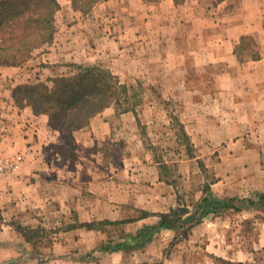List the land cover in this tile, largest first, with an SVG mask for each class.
<instances>
[{
	"label": "crops",
	"instance_id": "0c3cea01",
	"mask_svg": "<svg viewBox=\"0 0 264 264\" xmlns=\"http://www.w3.org/2000/svg\"><path fill=\"white\" fill-rule=\"evenodd\" d=\"M131 1L133 11L129 13L136 19L124 27L119 26L120 37L131 32L139 41L145 30L150 31L148 42H155L157 46L150 55H158L157 60L163 61L171 71H163L164 75L173 76L181 71L179 90L187 97L190 95V100L185 102V113L179 121L197 153L193 160L212 153L209 165L215 180L211 190L219 197H233L246 196L252 189H264V0ZM13 69L0 66V73H11ZM191 77L210 78L211 86L202 87L199 80L191 85ZM1 106L4 128L0 130V153L23 155L19 177L15 181L5 179L2 187L4 193L0 202L4 208L1 214L9 228L12 229L10 220L15 217L7 213L15 204L25 207L27 215L29 206L46 212L53 210L59 218L57 221L64 222H71V206H76L79 222L125 221L119 224L121 230L132 234L146 224L156 223L159 213L181 206L174 200L176 192L172 181L164 174L170 161L121 145L125 148L123 153H74L64 164L49 163L40 149L43 134L47 132L46 121L40 120L26 106L18 107L10 100ZM114 110L107 107L100 113L103 118H99V138L113 140L117 124L127 126L132 136H136V117L130 118L127 113L124 118L126 113H122L120 118H107ZM97 202L107 209L102 214L92 215L90 205ZM127 207L131 212L135 210L136 215L124 216L122 209ZM142 212L146 214L140 216ZM218 214L203 218L202 221H206L196 223L192 231L195 233L196 228L207 224L218 225L217 221L229 217ZM235 215L242 216L241 213ZM55 220L56 217L52 219ZM230 224L229 228L233 227L225 239L216 231L206 235L202 249L208 258L196 264L251 262L253 249L264 246V230L259 234V247H256L255 242L253 246L247 240L252 227L246 229L239 225L237 229ZM72 229L71 225L66 226L64 237L57 240L59 242L53 241L50 247L53 255H67L62 261L55 260L59 264H71V235L88 233L82 228ZM173 234L172 229L162 228L142 247L103 253L105 258L124 253L141 254L149 260L163 248L161 240ZM240 239L243 242L240 243ZM186 250L180 252L177 264H190L183 260ZM176 254L165 257L162 264H174L172 256Z\"/></svg>",
	"mask_w": 264,
	"mask_h": 264
},
{
	"label": "rangeland",
	"instance_id": "374dc122",
	"mask_svg": "<svg viewBox=\"0 0 264 264\" xmlns=\"http://www.w3.org/2000/svg\"><path fill=\"white\" fill-rule=\"evenodd\" d=\"M57 3L59 7L55 13L52 38L41 47L34 49L21 64L0 65L14 67L11 73H0V77L2 76L0 112L3 110L1 103L10 100L18 107L26 106L40 120L46 121L47 132L43 134L40 149L44 159L49 163L64 164L74 153H123L125 148L121 145L132 146L138 153H154L155 158L170 161L164 174L174 186L176 192L174 200L181 205L175 208L186 210L187 213L183 216L184 224H179L172 229L173 235L161 240L163 248L149 260L144 255L129 253L105 258L103 252L111 251L113 245L125 234L119 224H112L115 221L106 224L101 223L105 220H92L89 222H94V227L89 229L84 226L88 221L79 222L76 217L78 213L76 206H71V222H64L57 221L59 218L57 219V214L53 210L47 209L46 212L40 207L29 206L27 215L24 212L25 207L15 204L13 210L7 213L15 217L10 220L14 232L6 222H3L1 212L4 206L0 202V264H59L55 260L62 261L67 255H53L49 250L53 241L59 242L57 240L64 237L62 233L65 227L70 225L74 228L72 230L82 228L88 231V233L71 235V264H131L144 261L149 264H162L164 258L172 253H177L176 256H172V262L177 264L181 259L180 252L185 249L187 250L183 253V260L190 264L203 263L208 258L203 251L206 235L216 231V234L224 236L225 239L230 235L233 227L229 228L230 222V225H234L237 229L239 225L241 227L244 225L246 229L252 227V233L247 240H250L253 246L255 242L256 247H259V234L264 230V204L248 206L247 202L241 200L246 198L254 200L260 193H264V189H252L246 196H233L239 198L235 205L241 206V210L227 209L212 212L219 213L218 215L225 218L229 216L228 219L217 221L219 228L216 224H207L205 227L196 228L195 233L192 231L196 223L205 222L206 220L202 221V219L212 214L202 215L198 207L205 188L214 193L211 185L215 175L209 165L212 153H206L203 157L193 160L197 153L186 134L184 125L179 121L184 116L182 113H185V102L190 100V95L187 97V94L179 90L182 81L181 71H177L173 76L164 75L163 71L169 73L170 69L163 61L157 60L158 55H150L157 50L155 42L153 44L148 42L151 32L145 30L143 38L139 41L135 35H131V32L124 38L120 37L119 26L124 27L126 24H131L132 19H136L129 13L133 11L132 1L98 0L87 12L75 9L71 0H57ZM87 67L101 68L113 75V82L119 86L120 105L109 106L115 109V112L106 117L116 119L120 118L122 113H126L123 115L124 118L127 117V113L130 118L135 116L138 127L136 136H132L127 126L117 124L113 131V140H101L97 133L99 118H103L100 112L93 116L88 124L71 130L69 127L65 129L61 126L62 121L71 120L70 116L50 121L48 114L32 109L30 102L41 103L43 96L36 89H27V86H37L40 83L52 89L55 79L70 78ZM190 73L194 75L193 71ZM190 80L191 85H195L199 80L202 87L211 86L210 78L191 77ZM49 105L52 103L50 102ZM69 112L71 107L65 111L66 114ZM3 119L0 116V130L4 128L1 121ZM0 160L2 162L0 201H2L4 180H17L23 155L16 153L13 156H6L0 153ZM18 188L16 186L17 190ZM11 190L13 192V188ZM90 208L93 210L92 215L96 213L99 215L106 206L97 202L90 205ZM108 209L112 208L108 207ZM122 211L125 212L124 216L136 215V211L131 212L132 209L129 207ZM235 213H241L242 216H236ZM244 214L247 217L243 216ZM189 215L195 218L187 223L184 219ZM40 216L41 219L38 218ZM55 217L56 220L52 221ZM238 239L236 238L237 241ZM239 242H243V239ZM104 245H108L109 248L103 250ZM249 264H264V246L253 249Z\"/></svg>",
	"mask_w": 264,
	"mask_h": 264
},
{
	"label": "trees",
	"instance_id": "16d2710c",
	"mask_svg": "<svg viewBox=\"0 0 264 264\" xmlns=\"http://www.w3.org/2000/svg\"><path fill=\"white\" fill-rule=\"evenodd\" d=\"M75 9L87 12L98 0H71ZM156 2L159 0H144ZM181 0H175L180 2ZM59 5L57 0H0V65H19L36 48L47 43L53 36L55 13ZM113 75L97 67H87L70 78H57L54 87L48 88L44 84L27 86V89H36L43 96L41 103L30 102L33 110L48 114L50 121L58 118L71 117L70 121H62V127L76 130L88 124L90 119L105 108L119 106V86L112 80ZM39 88V90H38ZM52 105H49V103ZM48 104V105H47ZM71 112L66 114L67 108ZM198 204L202 215L233 209L241 210L235 205L237 197L220 198L208 188ZM248 206L257 203L264 204V193L256 199H242ZM186 210L177 208L158 214V221L146 224L134 234L125 233L121 240L113 245L112 250H129L144 246L162 228L175 229L183 225V216ZM146 213L142 212L140 216ZM125 221H115L112 224H121ZM101 223L111 224L110 221ZM87 228H93L94 222L84 223ZM21 233L24 234L22 230ZM26 237V236H25ZM28 240V238H26ZM108 245L103 246L107 250Z\"/></svg>",
	"mask_w": 264,
	"mask_h": 264
},
{
	"label": "water",
	"instance_id": "95a60500",
	"mask_svg": "<svg viewBox=\"0 0 264 264\" xmlns=\"http://www.w3.org/2000/svg\"><path fill=\"white\" fill-rule=\"evenodd\" d=\"M194 218H195V217H194L193 215H189V216H187V217L184 219V221L187 222V223H189V222H191L192 219H194Z\"/></svg>",
	"mask_w": 264,
	"mask_h": 264
},
{
	"label": "built area",
	"instance_id": "2783aa9c",
	"mask_svg": "<svg viewBox=\"0 0 264 264\" xmlns=\"http://www.w3.org/2000/svg\"><path fill=\"white\" fill-rule=\"evenodd\" d=\"M1 164H2V162H1V160H0V168H1Z\"/></svg>",
	"mask_w": 264,
	"mask_h": 264
}]
</instances>
